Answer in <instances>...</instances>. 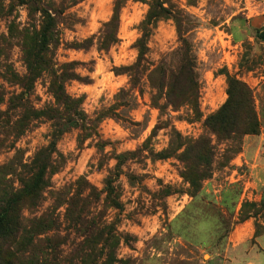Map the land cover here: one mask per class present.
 I'll return each mask as SVG.
<instances>
[{"label": "rangeland", "instance_id": "1", "mask_svg": "<svg viewBox=\"0 0 264 264\" xmlns=\"http://www.w3.org/2000/svg\"><path fill=\"white\" fill-rule=\"evenodd\" d=\"M114 1L66 7L56 17L50 66L33 73L25 57L39 15L30 19L25 6L0 0V193H18L38 162H63L55 174L47 170L37 206L20 213L18 264H244L243 246L232 249L228 237L249 213H256L246 220L253 219L254 234H264V186L250 187L249 169L239 162L246 137H261L254 149H264V42L256 38L264 33V0H158L183 20L181 34L196 58L197 113L188 103L174 110L162 96L155 100L144 75L132 88L127 72L113 71L135 63L138 27L153 0H126L119 42L108 52L95 44L70 48L98 35ZM42 2L56 8L60 0ZM147 47L150 64L180 47L170 16ZM228 77L251 89L256 135L218 137L205 126L227 101ZM57 86L78 101V116L54 98ZM244 119L236 110L231 123L245 127ZM201 138L213 153L208 177L192 187L181 176L180 144ZM203 202H224L227 210L208 215ZM243 202L255 206L240 216Z\"/></svg>", "mask_w": 264, "mask_h": 264}, {"label": "trees", "instance_id": "2", "mask_svg": "<svg viewBox=\"0 0 264 264\" xmlns=\"http://www.w3.org/2000/svg\"><path fill=\"white\" fill-rule=\"evenodd\" d=\"M17 5L25 6L30 19L35 16L38 17L39 32L35 34L36 43L32 50L28 51L25 61L30 72L36 73L41 67H48L50 64L46 63V56L51 53L50 47L56 43L57 15L63 14L68 6L76 4V0H60L59 7L52 3L44 4L42 0H15ZM126 0H115L113 4V11L110 19L104 23L98 32L97 36H92L85 39L82 43H72V49H85L95 44L98 52H108L113 46L117 45L119 15ZM63 9H59L62 8ZM166 16H170L176 25L178 33V40L180 47L164 55L156 64H150L147 60L149 49L147 42L156 29L158 22ZM179 11H173L172 14L167 12L158 0H153L150 4V11L145 19L139 24L140 38L136 41L134 48L137 52V58L134 64L126 68H113L114 72L124 70L129 74V84L132 88L138 85V78L145 76L151 86L156 91V98L162 96L166 104L177 110L183 104H190L194 113H197V98L198 85L196 75V58L191 50L187 40L182 36V27ZM34 36V35H33ZM257 39L264 42V33L259 32ZM95 41V43H94ZM50 60V59H49ZM48 60V61H49ZM50 63V61H49ZM74 63L67 64L69 72ZM76 79L72 74L67 76V80ZM227 101L223 104L220 110L210 116L206 120V128L210 133L218 137H229L231 135L251 134L256 135L257 121L254 113V104L251 89L242 81L235 77L227 78ZM54 98L59 101L65 110L73 112L74 116H78V101L71 99L64 95L61 86H57L52 90ZM159 108L161 106H158ZM236 110H243L245 112L244 126L238 128L231 123L232 116ZM35 114V113H34ZM176 135V134H175ZM203 138L195 142L185 141L181 145H186V149L178 157L183 163V171L181 176L188 181L192 187H198L207 175V168L212 156V150L209 147V141L202 142ZM206 140V139H205ZM194 150V151H191ZM63 162L50 164L46 162H38L34 164L35 171L30 178L23 182V187L18 193H0L3 197L0 198V264H18V258L13 250L16 243L19 230L20 220L19 216L24 209H33L38 204V195L45 187L46 172L48 169L50 174H55ZM29 195L26 200L21 197ZM237 198L233 200L232 206L237 205ZM205 211L215 212L219 216L222 215L224 209L227 210L224 202L219 204L213 202H203ZM255 206V203L243 202L239 205L238 214L242 213L245 206ZM221 207V208H220ZM239 214V215H240ZM256 213H249L242 217L239 222L243 223L249 218L254 217ZM207 216V215H205ZM241 216V215H240ZM257 235L254 234V238ZM198 244V242H194Z\"/></svg>", "mask_w": 264, "mask_h": 264}, {"label": "crops", "instance_id": "3", "mask_svg": "<svg viewBox=\"0 0 264 264\" xmlns=\"http://www.w3.org/2000/svg\"><path fill=\"white\" fill-rule=\"evenodd\" d=\"M261 141V137L260 139L259 137H246L243 144V153L239 158L241 165H246L249 169L248 173L251 180L249 185L253 189L264 186V149H254L255 144ZM249 200L251 199L249 198ZM252 220L245 221L235 227L228 237V246L230 245L234 250H241L240 247L243 246L244 264H264L258 260L260 255H264V234L254 238ZM252 239L255 240L253 247L246 250L244 244L250 242Z\"/></svg>", "mask_w": 264, "mask_h": 264}]
</instances>
